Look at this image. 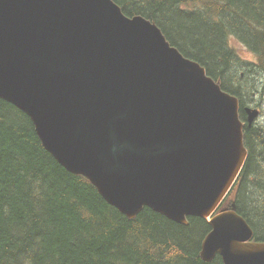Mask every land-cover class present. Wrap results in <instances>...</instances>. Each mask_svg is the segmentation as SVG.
<instances>
[{
    "label": "water",
    "instance_id": "95a60500",
    "mask_svg": "<svg viewBox=\"0 0 264 264\" xmlns=\"http://www.w3.org/2000/svg\"><path fill=\"white\" fill-rule=\"evenodd\" d=\"M0 98L129 219L201 217L204 261L264 264L237 203L216 214L249 156L240 101L154 23L112 0H0ZM246 112L251 127L260 111Z\"/></svg>",
    "mask_w": 264,
    "mask_h": 264
},
{
    "label": "trees",
    "instance_id": "16d2710c",
    "mask_svg": "<svg viewBox=\"0 0 264 264\" xmlns=\"http://www.w3.org/2000/svg\"><path fill=\"white\" fill-rule=\"evenodd\" d=\"M113 1L128 17L156 23L205 67L240 99L245 120L244 95L257 86L245 89L244 76L264 82V0ZM233 40L257 62L241 59ZM244 133L249 156L229 198L264 242V137L255 128ZM188 221L175 223L148 207L129 220L44 148L27 114L0 99V264H224L220 255L212 262L201 257L208 221Z\"/></svg>",
    "mask_w": 264,
    "mask_h": 264
},
{
    "label": "rangeland",
    "instance_id": "374dc122",
    "mask_svg": "<svg viewBox=\"0 0 264 264\" xmlns=\"http://www.w3.org/2000/svg\"><path fill=\"white\" fill-rule=\"evenodd\" d=\"M231 45L241 59L246 60L247 62H253V61L257 62L256 56H254L252 52L244 45H242L239 41L233 40ZM251 77L253 76L251 75H248V77L244 76L245 79L244 86H246L245 89L249 88L252 84H255V86H257V89H255L256 92L254 91L249 95L248 94L244 95V99L247 104H251V106L254 107H256V103H262L263 107H261V109L263 111V114L259 121V125H261L262 123L264 124V88L262 87L261 81H257L255 80V78H251Z\"/></svg>",
    "mask_w": 264,
    "mask_h": 264
},
{
    "label": "flooded vegetation",
    "instance_id": "af4514ba",
    "mask_svg": "<svg viewBox=\"0 0 264 264\" xmlns=\"http://www.w3.org/2000/svg\"><path fill=\"white\" fill-rule=\"evenodd\" d=\"M256 126H257V125H256ZM263 127H264V124L262 125V127H260V128H259L261 132H262V130H261V129H262Z\"/></svg>",
    "mask_w": 264,
    "mask_h": 264
}]
</instances>
